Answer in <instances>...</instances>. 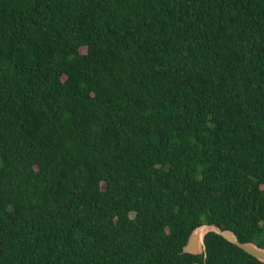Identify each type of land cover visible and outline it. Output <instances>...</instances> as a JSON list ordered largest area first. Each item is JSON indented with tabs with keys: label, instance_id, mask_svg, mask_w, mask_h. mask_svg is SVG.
I'll return each mask as SVG.
<instances>
[{
	"label": "trees",
	"instance_id": "obj_1",
	"mask_svg": "<svg viewBox=\"0 0 264 264\" xmlns=\"http://www.w3.org/2000/svg\"><path fill=\"white\" fill-rule=\"evenodd\" d=\"M203 223L264 248V0H0V264H202Z\"/></svg>",
	"mask_w": 264,
	"mask_h": 264
},
{
	"label": "water",
	"instance_id": "obj_2",
	"mask_svg": "<svg viewBox=\"0 0 264 264\" xmlns=\"http://www.w3.org/2000/svg\"><path fill=\"white\" fill-rule=\"evenodd\" d=\"M215 233L226 241L236 245L247 254L253 256L258 261L264 264V248L258 247L252 242H239L235 234L227 229H221L213 224L203 223L195 227L187 237L186 243L182 247L183 253H189L193 255H203V263L205 264L206 259V247H205V236L208 233Z\"/></svg>",
	"mask_w": 264,
	"mask_h": 264
}]
</instances>
